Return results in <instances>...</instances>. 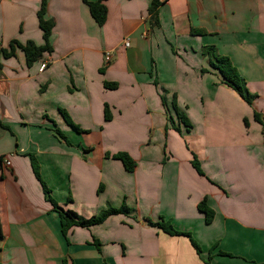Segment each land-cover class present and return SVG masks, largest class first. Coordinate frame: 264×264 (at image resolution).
Wrapping results in <instances>:
<instances>
[{
  "label": "crops",
  "instance_id": "obj_1",
  "mask_svg": "<svg viewBox=\"0 0 264 264\" xmlns=\"http://www.w3.org/2000/svg\"><path fill=\"white\" fill-rule=\"evenodd\" d=\"M162 1L152 15V0H106L99 25L84 0H48L52 50L32 66L21 48L2 58L0 264H264V124L255 118L264 120V0ZM41 4L0 0V49L45 44ZM206 46L231 60L252 104L221 82ZM163 87L187 128L168 120ZM121 152L134 171L112 158ZM31 155L60 207L84 218L124 202L135 212L66 238ZM205 198L209 224L198 208ZM161 218L202 253L147 221Z\"/></svg>",
  "mask_w": 264,
  "mask_h": 264
},
{
  "label": "trees",
  "instance_id": "obj_2",
  "mask_svg": "<svg viewBox=\"0 0 264 264\" xmlns=\"http://www.w3.org/2000/svg\"><path fill=\"white\" fill-rule=\"evenodd\" d=\"M84 1L89 6L91 13L94 19L96 20V22L99 25H103L107 19V7L104 3L106 0H98L96 2H90L88 0H84ZM162 3H163L162 0H152V4L150 6V13L152 15H155V13H157ZM47 9H48V0H42L41 10L39 12V18H40V27L43 31V38H44L45 44L42 46H38L34 42L30 41L25 46H23L17 41H12L9 45V48L0 49V68H2V58L7 59V58L15 56L18 48H21L25 52L26 61H27L28 66H32L36 61L40 60L43 53L47 51L50 52L52 50L51 34L55 26V22L53 19L45 18ZM192 32L194 34H205L206 33L205 31H201V30H192ZM204 54L210 58L211 67L213 69H216L219 72L222 78L221 82L233 88L246 102H248V104H252L253 100L256 98V95L252 94L247 89L244 79L241 77L237 68L232 64L231 60L228 57L219 55L214 46L204 47ZM155 83L156 85H159V82L157 81V79L155 80ZM115 87L113 86V88ZM163 99L164 98H162V101L164 102ZM174 107L177 113L179 114L178 115L179 119L183 120L187 125H190L187 117L184 116V114L179 113L177 106L175 104H174ZM62 113H63L65 121L69 125H71L75 130L81 131V129L76 124L73 123L71 118L65 112H62ZM111 118H112V115H111L110 109L108 106H106L105 107V119L109 121L111 120ZM255 118L256 120L264 124L262 114L256 112ZM0 125L2 126L1 122H0ZM54 131L60 139L70 144V141L60 129L54 127ZM112 157L122 161L127 171L129 172L134 171L136 162L127 153H124V152L117 153V154L112 155ZM31 161H32L34 174L43 186L46 199L52 203L55 211L59 213L61 230H62L63 235L66 238L68 236L69 231L75 226L90 227L93 225L104 223L112 215H118V214L129 215V214L134 213V209L130 208L126 204V202H124L122 206L119 208L109 206L108 208L102 210L99 214L94 215L90 218L81 217L73 210L64 209L60 207L58 203L53 199L50 188L47 186V184L43 180L40 174V170H39V163L36 160L34 155H31ZM193 165L200 174H203L202 169L200 167V163L197 160L196 156L193 159ZM198 208L202 213H204L206 222L208 224L211 223L215 217V211L210 206H208L206 198L203 199L198 204ZM147 221L150 225L157 227L159 229H162L165 233L171 236L185 235L189 237L197 253L198 254L202 253V249L200 245L192 237L191 233L176 229L171 221L165 220L164 218H161L159 221H156V222L150 219ZM0 237H1V234H0ZM95 244L99 246L100 243L98 240H95ZM220 253L224 254L223 252H220ZM210 260H211V257H209L208 263Z\"/></svg>",
  "mask_w": 264,
  "mask_h": 264
},
{
  "label": "rangeland",
  "instance_id": "obj_3",
  "mask_svg": "<svg viewBox=\"0 0 264 264\" xmlns=\"http://www.w3.org/2000/svg\"><path fill=\"white\" fill-rule=\"evenodd\" d=\"M160 91H161V97L164 98L163 99L164 100V102H163L164 106L167 107V109H168V107L171 108V110H172V112L174 114L173 116L169 115L168 120L170 121V123L174 125V122L176 120V121H178V123H181L182 126L187 128V126H189V125H187L183 120L179 119V116H178L179 114L175 110V107H174V104L176 105L175 98L173 97L172 100L170 101L169 96H168L169 91L165 87L161 88ZM178 111H179L180 114H183V112L181 110H178ZM166 113L168 114V111H166ZM78 132H80V131H78ZM82 133H84V132H82ZM78 134H80V133H78ZM81 137L85 139L86 135H81ZM194 158H195V156H193V159ZM134 212H135V209H134Z\"/></svg>",
  "mask_w": 264,
  "mask_h": 264
},
{
  "label": "built area",
  "instance_id": "obj_4",
  "mask_svg": "<svg viewBox=\"0 0 264 264\" xmlns=\"http://www.w3.org/2000/svg\"><path fill=\"white\" fill-rule=\"evenodd\" d=\"M125 45L128 47L130 46V42L127 41L125 43ZM112 58V53H107L106 56H105V59L107 62H109ZM51 62V60H47L46 62H43L42 65H41V71H43L45 68H47L48 64ZM7 165H9V162L7 161L6 162Z\"/></svg>",
  "mask_w": 264,
  "mask_h": 264
}]
</instances>
